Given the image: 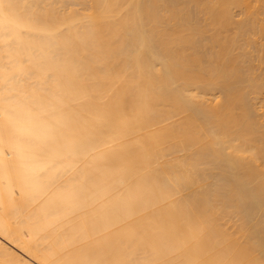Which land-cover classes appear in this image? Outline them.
I'll return each mask as SVG.
<instances>
[{
	"label": "bare ground",
	"instance_id": "6f19581e",
	"mask_svg": "<svg viewBox=\"0 0 264 264\" xmlns=\"http://www.w3.org/2000/svg\"><path fill=\"white\" fill-rule=\"evenodd\" d=\"M262 70L264 0H0V264H264Z\"/></svg>",
	"mask_w": 264,
	"mask_h": 264
},
{
	"label": "rangeland",
	"instance_id": "374dc122",
	"mask_svg": "<svg viewBox=\"0 0 264 264\" xmlns=\"http://www.w3.org/2000/svg\"><path fill=\"white\" fill-rule=\"evenodd\" d=\"M262 72H263V70H262ZM264 73V72H263ZM249 96V95H248ZM250 98H251V95L249 96ZM254 113H255V111H253ZM255 115V117L257 116V118H255V119H257L258 120V117H259V114H254ZM259 119H261L260 117H259ZM262 120V119H261ZM257 216H255L254 218H255V220H258L259 219V217L258 218H256ZM255 220H253V222L255 221Z\"/></svg>",
	"mask_w": 264,
	"mask_h": 264
}]
</instances>
